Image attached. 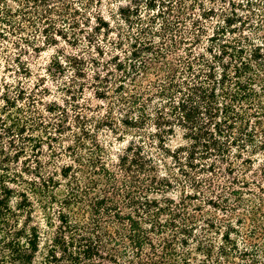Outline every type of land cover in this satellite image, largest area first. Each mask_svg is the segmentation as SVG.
<instances>
[{
    "label": "trees",
    "instance_id": "1",
    "mask_svg": "<svg viewBox=\"0 0 264 264\" xmlns=\"http://www.w3.org/2000/svg\"><path fill=\"white\" fill-rule=\"evenodd\" d=\"M0 60V264H264V0H0Z\"/></svg>",
    "mask_w": 264,
    "mask_h": 264
},
{
    "label": "rangeland",
    "instance_id": "2",
    "mask_svg": "<svg viewBox=\"0 0 264 264\" xmlns=\"http://www.w3.org/2000/svg\"><path fill=\"white\" fill-rule=\"evenodd\" d=\"M52 54H53L52 51H48L47 53H43V54H41L40 57L38 58V60L35 61V64H36V65H39V67H38V68H35V67L32 68L33 72L42 75L43 72L40 71V70H41L42 68L45 67V64L47 63L48 58H49ZM33 61H34V59L31 60L30 62L33 63ZM2 65H5V64L3 63L2 60H0V75H1V76L5 73V70L3 69ZM36 69H40V70H39L38 72H36ZM32 80H33V79H32ZM47 85L49 86V88H51L52 90H54V86H53V85L51 86L50 83H48ZM54 95H55V97H56V94H54ZM115 152H116V150L113 149V150H112V153H115ZM37 215H38V214H37Z\"/></svg>",
    "mask_w": 264,
    "mask_h": 264
}]
</instances>
